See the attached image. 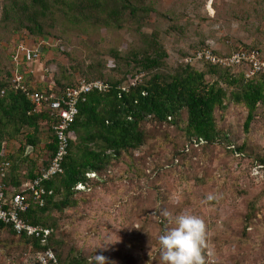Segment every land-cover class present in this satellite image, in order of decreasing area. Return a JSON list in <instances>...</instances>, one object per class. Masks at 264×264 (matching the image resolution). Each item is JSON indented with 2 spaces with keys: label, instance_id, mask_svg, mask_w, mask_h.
<instances>
[{
  "label": "rangeland",
  "instance_id": "1",
  "mask_svg": "<svg viewBox=\"0 0 264 264\" xmlns=\"http://www.w3.org/2000/svg\"><path fill=\"white\" fill-rule=\"evenodd\" d=\"M145 3L153 11L141 28L82 31L65 26L60 28L64 47L59 37H41L45 43L38 60L26 53L16 60L20 43L31 48L40 37L13 23L5 25L7 0H0V77L23 66L32 75L33 85L44 90L54 88L55 78L63 80L64 74L73 75L74 81L82 78L77 67L99 65L105 77L123 79L130 75L113 50L140 58L154 54L155 43L166 53L161 66L166 71L185 65L184 58L203 47L229 53L251 45L264 53V0ZM195 67L206 69L202 63ZM133 72L140 78L146 75L141 69ZM246 117L247 109L241 105L230 104L223 114L218 112V125L226 137L211 145L189 143L174 125L147 122L145 128L153 138L133 156L114 161L101 177L91 173L89 183L76 194L79 206L56 215L57 237L62 236L64 251L88 257L94 264L96 254L104 255L108 264H163L159 235L175 226L176 216L189 214L206 226L205 264H264V166L255 169V157L264 155V108L248 131ZM51 134L42 123L41 143L28 154L38 166L47 163ZM24 143L21 137L8 140L4 155H19ZM242 144L253 153L235 151ZM18 167L21 181L26 180L29 163L20 160ZM250 202L255 204L256 218L245 230ZM0 264H36L35 255L22 244L4 246L2 241Z\"/></svg>",
  "mask_w": 264,
  "mask_h": 264
},
{
  "label": "trees",
  "instance_id": "2",
  "mask_svg": "<svg viewBox=\"0 0 264 264\" xmlns=\"http://www.w3.org/2000/svg\"><path fill=\"white\" fill-rule=\"evenodd\" d=\"M151 11L145 0H7L3 21L5 25L13 23L17 29H26L36 38L59 37L62 45L65 39L61 29L65 26L78 27L82 31L100 27L124 29L133 25L141 28L151 20ZM243 48L262 52L256 46L245 45ZM153 49L154 54L132 59L120 55L119 50H113L114 58L125 65L130 75L123 79L105 77L99 65L75 68L87 81L104 80L109 86L108 91H93L78 104V114L67 132L69 144L63 162L64 172L44 183L53 191L52 194L46 197L43 206L32 204L26 214L32 223L52 229L50 245L61 264L94 263L89 262L88 257L73 255L71 250L64 251L63 238L57 237L56 215L79 206L77 186L89 183L91 173L101 177L114 161L125 155L133 156L153 138L145 128L147 122L174 125L182 129L189 143L211 145L226 137L218 125V112L223 114L230 104L244 106L247 109L244 128L248 131L259 109L264 108V75L246 78L243 70L234 71L232 67L209 62L203 64L206 69L202 70L191 64L169 71L161 70L166 53L158 43ZM16 68L31 85L32 75L23 66ZM133 69H141L146 75L124 91L122 86L136 77ZM14 70H7L0 77V164L5 159L11 162L10 172L5 178L0 176V182L19 186L22 177L18 161L29 163L26 180L36 176L38 165L30 155H26V151L29 147H39L42 123H46L52 133L50 142L46 144L48 151H56L57 143L52 129L55 121L47 113L33 112L34 105L27 93L14 89ZM63 77V80L55 78L54 88L61 92L75 86L79 80L74 81L73 75L64 74ZM20 137L25 143L19 148V155L5 156L4 143ZM235 151L242 155L253 153L245 144ZM255 161L257 165H264V155L259 154ZM248 208L245 230L253 225L256 218L254 202H250ZM3 233L8 236L0 237V245L2 241L4 246L17 244L20 247L22 244L34 255L43 249L39 240L18 234L11 225L0 220V236Z\"/></svg>",
  "mask_w": 264,
  "mask_h": 264
},
{
  "label": "built area",
  "instance_id": "3",
  "mask_svg": "<svg viewBox=\"0 0 264 264\" xmlns=\"http://www.w3.org/2000/svg\"><path fill=\"white\" fill-rule=\"evenodd\" d=\"M43 43L45 40L42 38L31 48H28L24 42L20 43L15 59H21L26 53L30 54L34 60H38L44 50ZM183 61L185 64L191 65L209 62L223 67H232L234 71L240 69L243 70L246 78L264 75V54L259 50H248L243 47L231 53L222 54H217L211 48H203L186 56ZM12 75L14 89L27 93L34 105L33 112L47 113L55 121L52 129L56 137L57 149L54 152H48L47 163L41 162L34 179L23 180L19 186L0 182V220L11 225L18 234H25L39 240L43 249L35 255L36 264H61L56 252L50 245L52 229L32 223L26 214L32 204L43 206L46 197L52 194L53 191L47 188L44 183L64 172L63 162L69 144L67 132L78 114V104L84 101L89 93L97 90L106 92L109 86L102 79L87 81L80 78L75 86L64 92L56 88L41 90L35 87L33 83L29 85L25 75L19 72L18 68L12 72ZM140 79L139 76H136L132 81L124 84L121 89L128 90L130 85H135ZM29 86L33 90L29 91ZM259 166L264 165H257L255 169H258ZM10 168L11 162L6 159L3 160L0 164V176L2 178L7 177ZM92 175L96 177L95 173ZM84 187L85 185L78 184L77 189Z\"/></svg>",
  "mask_w": 264,
  "mask_h": 264
},
{
  "label": "clouds",
  "instance_id": "4",
  "mask_svg": "<svg viewBox=\"0 0 264 264\" xmlns=\"http://www.w3.org/2000/svg\"><path fill=\"white\" fill-rule=\"evenodd\" d=\"M164 215L169 216V213L164 212ZM173 223L174 227L165 229L158 237L163 264H205L202 255L206 232L204 222L194 215L182 214L176 216ZM95 264H108L107 258L96 254Z\"/></svg>",
  "mask_w": 264,
  "mask_h": 264
},
{
  "label": "water",
  "instance_id": "5",
  "mask_svg": "<svg viewBox=\"0 0 264 264\" xmlns=\"http://www.w3.org/2000/svg\"><path fill=\"white\" fill-rule=\"evenodd\" d=\"M33 149V147H29L26 151V155H28L30 153V151Z\"/></svg>",
  "mask_w": 264,
  "mask_h": 264
}]
</instances>
